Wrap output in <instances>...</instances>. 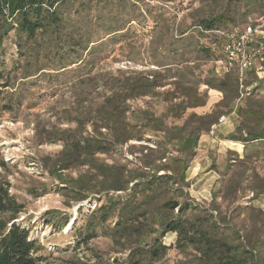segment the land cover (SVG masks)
Masks as SVG:
<instances>
[{"label": "rangeland", "instance_id": "1", "mask_svg": "<svg viewBox=\"0 0 264 264\" xmlns=\"http://www.w3.org/2000/svg\"><path fill=\"white\" fill-rule=\"evenodd\" d=\"M55 7L56 24L39 30L32 39L14 25L0 42V153L7 166L2 175L9 183V194L23 206L14 222L37 242L39 264H112L126 254L118 252L109 238L99 234L86 245H77L86 237L89 221L97 219L92 213L104 199L89 196L74 202L64 196L58 172L50 169L63 144L46 141L49 132L61 136L59 130H73L75 123L68 120L74 118L78 103H96L97 92L110 79L128 75L159 73L164 87L127 104L130 110L166 114L165 124L183 127L185 134L197 125L191 114L225 112L220 105L224 94L204 84L212 77L221 78L215 70V62L224 55L221 33L264 18V0H63ZM221 15L224 22L218 30L200 27L205 19ZM261 66L264 69V63ZM256 72L251 66L243 77L245 84H252V100L233 103L229 114L200 134L187 169L188 197L206 207L215 194L220 213L237 226L247 208L264 209V197L255 198L246 179L234 198L223 199L224 185L240 170L237 162L246 154L250 155L246 173L264 176V142L244 145L228 139L238 124L237 109L245 101L264 107V78ZM172 82L196 87L205 96V105L187 109L180 117L167 114V106L181 99L173 97L178 92ZM144 138L152 139V133L146 132ZM130 144L134 152L141 145H151ZM167 146L176 155L178 147ZM96 157L107 164L132 161L127 147ZM229 164L233 167L228 169ZM85 170L75 167L63 175L76 178ZM64 220L67 224L59 228ZM162 240L170 246L162 264L190 259L175 249V234L168 233Z\"/></svg>", "mask_w": 264, "mask_h": 264}, {"label": "trees", "instance_id": "2", "mask_svg": "<svg viewBox=\"0 0 264 264\" xmlns=\"http://www.w3.org/2000/svg\"><path fill=\"white\" fill-rule=\"evenodd\" d=\"M59 1L63 0H0V42L14 25L19 33L32 39L39 30L56 24L59 18L55 4ZM223 20L222 15L205 19L200 27L218 30ZM159 77L155 72L110 79L103 91L97 92L96 103L88 106L78 103L74 118L68 120L75 123L73 130H59L61 136L50 131L46 138L63 144L50 169L58 172L56 178L65 186L64 196L74 202L89 196L104 199L92 213L97 219L89 221L86 237L77 245H86L101 234L111 240L118 252L126 254L112 264H162L170 249L162 239L172 233L176 236L175 249L190 258L180 264H264V209L247 208L237 226L220 213L215 194L206 207L195 204L187 194V169L200 134L208 133L221 117L229 114L238 98L236 73L205 80L206 86L224 94L220 105L226 111L204 116L191 114L197 125L188 134L183 127L167 126L166 114L157 116L148 109L130 110L128 101L155 95L156 89L164 87ZM172 84L178 92L173 97L181 99L167 106V114L180 117L187 109L205 105V96L199 95L196 87ZM236 113L238 124L228 139L244 145L264 142V107L245 101ZM146 132L152 133V139L144 138ZM132 141L151 145H141L134 152ZM171 143L178 147L176 155L167 146ZM123 147H127L132 161L107 164L96 157L122 152ZM249 159L246 154L238 160L240 170L224 185V200L234 198L244 179L255 198L264 197V176L246 173L250 169ZM75 167L86 170L67 179L64 172ZM230 167L233 165L229 164ZM6 169L0 153V264H39L37 242L29 239L28 230L14 222L23 206L9 194V183L2 175ZM66 224L64 220L58 225L61 228Z\"/></svg>", "mask_w": 264, "mask_h": 264}, {"label": "built area", "instance_id": "3", "mask_svg": "<svg viewBox=\"0 0 264 264\" xmlns=\"http://www.w3.org/2000/svg\"><path fill=\"white\" fill-rule=\"evenodd\" d=\"M4 13L7 14L6 9ZM221 35L224 41V55L215 62V70L218 76L232 71L236 73L239 88L234 104L237 106L251 95L252 85L246 86L243 82V77L250 67L255 66L257 77L264 78V69L261 66L264 63V18Z\"/></svg>", "mask_w": 264, "mask_h": 264}]
</instances>
